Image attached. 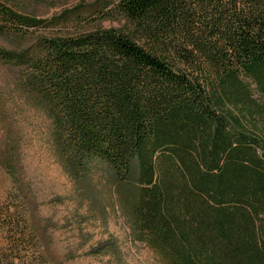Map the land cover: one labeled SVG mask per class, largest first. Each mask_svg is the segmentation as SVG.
Wrapping results in <instances>:
<instances>
[{
  "label": "trees",
  "instance_id": "16d2710c",
  "mask_svg": "<svg viewBox=\"0 0 264 264\" xmlns=\"http://www.w3.org/2000/svg\"><path fill=\"white\" fill-rule=\"evenodd\" d=\"M105 7L126 29L42 37L0 62L47 105L73 170L112 169L119 209L161 264H264V0ZM40 25L0 1L1 35ZM0 218V264H53L13 213Z\"/></svg>",
  "mask_w": 264,
  "mask_h": 264
},
{
  "label": "rangeland",
  "instance_id": "374dc122",
  "mask_svg": "<svg viewBox=\"0 0 264 264\" xmlns=\"http://www.w3.org/2000/svg\"><path fill=\"white\" fill-rule=\"evenodd\" d=\"M17 14L41 23L25 38L0 34V49L20 53L46 36L126 29L118 16L103 18L117 0H0ZM78 15V16H77ZM60 22L54 27L46 23ZM23 74L0 62V213L9 210L36 235L53 264H161L135 240L117 204L112 169L104 163L73 170L57 143L47 105L24 92ZM5 241L0 218V246Z\"/></svg>",
  "mask_w": 264,
  "mask_h": 264
}]
</instances>
